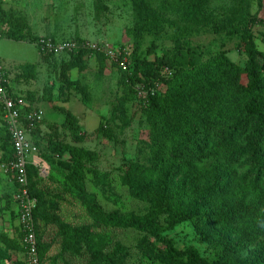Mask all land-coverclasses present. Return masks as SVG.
I'll return each mask as SVG.
<instances>
[{"label":"rangeland","instance_id":"374dc122","mask_svg":"<svg viewBox=\"0 0 264 264\" xmlns=\"http://www.w3.org/2000/svg\"><path fill=\"white\" fill-rule=\"evenodd\" d=\"M0 5L25 21L27 35L25 39H12L0 31V75L14 97L43 113L42 120L28 128L37 144L28 166L37 187L56 203L55 209L48 206L46 210L72 226L89 224L92 219L79 201L63 190L59 169L47 146L49 139L91 151L87 164L108 175L128 207L142 209L146 204L133 198L122 176L132 163L149 164L147 145L154 120L143 113L141 105L147 91L164 92L166 82L155 75L147 85L136 81L129 90L128 80L110 59L102 60L94 54L78 58L64 52L45 56L34 38L71 39L114 49L124 46L146 60L167 53L178 60V68L189 60L204 61L224 52L239 67L242 83L246 82L247 56L233 27L246 25L256 47L262 50L264 45V0H0ZM72 62V66H66ZM174 106L179 103L174 102ZM2 150L0 145V156ZM215 160L210 156L206 166ZM238 171L242 173L241 168ZM5 174L0 168V264H24V251L16 243L14 220L5 205L13 192V183ZM251 193L252 189L246 190L247 197ZM198 225L199 220L182 221L164 234L178 248L192 245L210 260L264 264V255L256 245L247 246L235 257L224 256L220 228L213 238H207ZM93 230L109 233L101 226ZM38 232L40 241L46 244L42 264H86L88 256L82 248L56 256L61 236L53 223L40 222ZM116 235L124 248L119 254L121 262L163 264L138 253L136 234Z\"/></svg>","mask_w":264,"mask_h":264},{"label":"trees","instance_id":"16d2710c","mask_svg":"<svg viewBox=\"0 0 264 264\" xmlns=\"http://www.w3.org/2000/svg\"><path fill=\"white\" fill-rule=\"evenodd\" d=\"M233 28L244 43L247 56L245 83L240 81L239 67L224 52L210 55L204 61L189 60L178 68V60L167 53L155 60H146L127 47L125 52L120 50L124 46L118 47L120 56L126 57L128 68L121 69L112 60L110 63L124 74L129 90L136 81L146 84L155 75L166 82L164 92L147 91L141 105L143 113L154 120L147 145L149 164L132 163L122 176L128 192L146 206L128 207L111 186L108 175L87 164L93 155L91 151L49 139L47 146L59 169L63 190L79 201L92 221L72 226L64 223L58 214L48 212L46 208L55 209L56 203L48 200L45 192L37 187L27 166L29 191L37 199L33 219L41 264L46 250V244L38 236L42 221L58 228L61 247L56 256L82 248L88 256L86 264H127L119 259L124 248L117 235L114 237L120 232L136 234L138 253L163 264H231L223 259L210 260L192 245L178 248L164 234L166 229L190 219L199 220L198 229L207 238H213L216 228H220L222 253L226 257L237 256L249 245H256L264 255V45L262 50L256 47L246 25L237 24ZM0 31L7 38L27 37L25 21L12 16L1 5ZM40 38L33 39L38 49ZM65 53L78 58L94 54L109 60L104 53L90 47ZM164 67L171 71L169 75L161 73ZM0 76L11 94L3 75ZM174 102L179 106H174ZM31 107L34 106L28 103L22 112ZM3 113L0 103L3 149L0 163L14 157ZM210 156L216 160L206 166ZM91 188L105 201L98 199ZM250 189L252 193L247 197L246 190ZM14 191L5 205L14 220L16 243L25 255L20 227L15 222ZM100 226L109 233L93 230Z\"/></svg>","mask_w":264,"mask_h":264},{"label":"built area","instance_id":"2783aa9c","mask_svg":"<svg viewBox=\"0 0 264 264\" xmlns=\"http://www.w3.org/2000/svg\"><path fill=\"white\" fill-rule=\"evenodd\" d=\"M38 47L42 52H53L54 54L71 52L78 48L90 47L104 53L110 60L118 63L121 69L128 68L126 57L120 56L118 48L114 49L107 45H98L90 42H81L74 40L52 41L50 38L41 37L38 41ZM125 47L120 48L125 52ZM163 75H169L171 71L164 67L161 70ZM0 103L3 107V118L10 134L11 143L14 151V157L0 164L1 170L9 175L10 180L15 185L14 200L16 203L15 222L19 225L21 231V245L25 250V264H41L37 251V238L35 234V225L33 219V210L37 199L29 191L28 170L30 154L37 151V146L31 140L28 134V128L40 121L43 117L42 110L38 107H28L23 99L9 94L7 88L3 85L0 76Z\"/></svg>","mask_w":264,"mask_h":264},{"label":"crops","instance_id":"0c3cea01","mask_svg":"<svg viewBox=\"0 0 264 264\" xmlns=\"http://www.w3.org/2000/svg\"><path fill=\"white\" fill-rule=\"evenodd\" d=\"M43 118V117H42ZM42 120V119H41ZM7 177H8V175L7 174H5ZM9 180H10V178H8ZM13 183V182H12ZM14 189H15V185H14V183H13V191H14Z\"/></svg>","mask_w":264,"mask_h":264}]
</instances>
